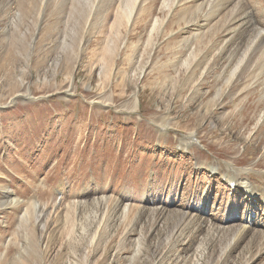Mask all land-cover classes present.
<instances>
[{
	"label": "rangeland",
	"instance_id": "374dc122",
	"mask_svg": "<svg viewBox=\"0 0 264 264\" xmlns=\"http://www.w3.org/2000/svg\"><path fill=\"white\" fill-rule=\"evenodd\" d=\"M177 2L0 0V264H264V0Z\"/></svg>",
	"mask_w": 264,
	"mask_h": 264
},
{
	"label": "bare ground",
	"instance_id": "6f19581e",
	"mask_svg": "<svg viewBox=\"0 0 264 264\" xmlns=\"http://www.w3.org/2000/svg\"><path fill=\"white\" fill-rule=\"evenodd\" d=\"M199 0H178V2H177V4H176V6L178 5V4H188L189 2H198ZM204 2H202V3H200V4H198V6H201L202 4H203ZM226 4L224 3V8H226V6H225ZM182 6V5H181ZM180 6V7H181ZM194 8V7H193ZM184 12H185V8H184ZM238 70V69H237ZM236 74V70H235V72L233 73V76ZM232 77V76H231ZM193 136L194 135H191V136H189V138L188 139H191V138H193ZM183 142V147H187L188 146V142H189V140H183L182 141ZM236 181L237 182V184L239 185V187H244V191L245 192H247V199H250L251 198V196H253V197H255V198H257L256 197V194H257V192L256 191H254V189H253V187H252V185H250L251 183H249V182H247V180H245V181H240L239 179H237L236 177H232V178H230L229 179V181L230 182H232V181ZM249 189H253V191L255 192V193H252Z\"/></svg>",
	"mask_w": 264,
	"mask_h": 264
},
{
	"label": "water",
	"instance_id": "95a60500",
	"mask_svg": "<svg viewBox=\"0 0 264 264\" xmlns=\"http://www.w3.org/2000/svg\"><path fill=\"white\" fill-rule=\"evenodd\" d=\"M35 42V41H34Z\"/></svg>",
	"mask_w": 264,
	"mask_h": 264
}]
</instances>
